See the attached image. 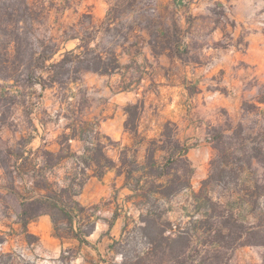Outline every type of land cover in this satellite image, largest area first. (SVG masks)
I'll use <instances>...</instances> for the list:
<instances>
[{
  "label": "rangeland",
  "instance_id": "374dc122",
  "mask_svg": "<svg viewBox=\"0 0 264 264\" xmlns=\"http://www.w3.org/2000/svg\"><path fill=\"white\" fill-rule=\"evenodd\" d=\"M18 2L0 0V7L9 13ZM26 4L31 14L25 19L0 24V264H135L154 254L146 220L188 230L206 216L216 224L228 214L247 228L243 243L227 252L229 264H264V0ZM11 31L21 38L19 46L11 43ZM73 37L98 51H115L120 69L110 75L82 72L74 83L51 85L39 70L40 54L58 48L44 65L59 61L79 44ZM128 106H135L134 117ZM80 122L91 124L81 133L83 141H67ZM95 131L117 165L120 153L136 161L122 168L133 166V177L149 174L142 166L152 153L159 165L174 159L168 178L176 175L190 187L169 198L133 199L112 169L104 174H114L103 182L106 196L94 205L78 202L87 210L76 213L72 228L63 220L56 231L49 217L61 247L38 246L28 234L31 221L22 220L23 205L33 193L62 187L83 171L77 160L57 157L81 156L96 143ZM212 162L226 165L223 179L200 192ZM142 186L143 192L149 188L145 181ZM102 222L101 235L115 238L102 255L74 244L78 224L88 232ZM193 234V250L211 240L202 231Z\"/></svg>",
  "mask_w": 264,
  "mask_h": 264
},
{
  "label": "trees",
  "instance_id": "16d2710c",
  "mask_svg": "<svg viewBox=\"0 0 264 264\" xmlns=\"http://www.w3.org/2000/svg\"><path fill=\"white\" fill-rule=\"evenodd\" d=\"M18 4L11 6L9 13L0 7V24H14L17 21L25 19V14L27 16L31 14L26 0H19ZM21 8H23V13L20 12ZM8 36L14 46L21 44V38L18 34L11 31ZM73 38L78 39L79 44L73 50L63 53L61 59L57 62L51 63L48 66L44 65L46 61L52 59L59 51L58 48L53 49L48 55L40 54L43 63L39 70L42 74H47L48 82L51 85L74 83L80 79L79 76L82 72L110 75L120 69L118 55L115 51L105 50L101 52L97 49L90 48L87 41L83 38ZM42 76L40 75V80H42L40 85L43 87ZM134 109L135 106L127 107L129 117L131 115L132 117L135 116ZM90 125L87 122H80V126H77V128H70V134L66 135L65 139L67 141H83L81 133L84 127ZM99 137L100 133L95 131L92 138L93 140H97L96 143H92L93 146L91 148H83L84 152L81 156H76V154L69 152L63 157H57L59 160L66 158L77 160L83 165V171L74 173L70 178H66L67 183L64 186L57 187L55 185L56 187L54 186V189L50 186V190L46 188L44 194L31 199L26 205H23L21 217L24 223L32 221L41 215H48L51 218L54 230H58L57 224L63 220H66L69 227L72 228V219L76 216V213L86 212L87 210L76 201V197L81 193L84 185L90 178L100 180L103 178L105 172L112 169L118 170L116 173L117 177L123 176V186L133 193L131 196L133 199L141 197L146 200L148 196L154 195L161 198H169L190 187L188 182L180 181V178L176 175L172 179L168 178L169 166L173 165L174 159H167L164 164L159 165L152 153H148L146 162L142 166V169H150L149 174H143L138 178L133 177L135 173L133 166L128 171H123L122 168L123 166L129 167L135 164L136 161L128 159L125 153H120V165H117L104 153L106 146L101 141H98ZM106 140L110 141L108 137H106ZM216 148H220V146L216 145ZM180 158L182 160L181 163L186 165L187 160L182 157ZM222 165L226 166L223 163L218 166H215V162L211 163L212 169L208 178L202 182L200 192L214 181L221 182L225 173V169H223L225 167H222ZM93 168H95V172L92 175H86L85 170H93ZM141 181H145V184L149 185V188L144 192L141 191L144 187H139ZM90 209H95V207L93 206ZM30 211L33 212V215H29ZM206 217L207 219L205 220L193 222L192 229L188 230L182 229L179 226L171 228L170 223L159 225L155 220H146L144 222L145 237L151 246L149 252L154 251V254L150 260L147 257L143 259L137 258L135 264H149L153 258H157L155 264H229L230 257L227 252H232L241 242L243 243L242 240L247 228L230 214L226 216L219 215L216 224L210 223L209 219L211 216ZM149 229L153 230L150 235L147 233ZM193 231H202L203 234L207 235V239L211 236V240L209 238L207 244H201L199 248L193 250L192 244L195 238ZM92 232L93 228H90L88 232H83L81 225L78 224L74 237L80 243L88 244L85 237L89 236ZM166 233H169V235H166ZM55 236L60 238L57 233Z\"/></svg>",
  "mask_w": 264,
  "mask_h": 264
},
{
  "label": "crops",
  "instance_id": "0c3cea01",
  "mask_svg": "<svg viewBox=\"0 0 264 264\" xmlns=\"http://www.w3.org/2000/svg\"><path fill=\"white\" fill-rule=\"evenodd\" d=\"M113 176V173L108 172L102 180L90 178L88 182L84 185L82 193L78 198V202L82 205L87 206L97 204L107 194V189L105 185H103V182H106L105 180L107 179V177L112 178ZM116 180L117 182H120V179L118 177L116 178ZM121 187L124 190L127 189L123 185ZM33 194L35 195V198L39 195H42V192L39 191ZM104 223L106 222H102L101 225H97L94 228L93 232L89 236L85 237L88 244H83L80 243L78 240L73 239L74 244L81 247L93 249L94 251L102 255V253L105 252V249L108 244L112 243L115 239L113 236L109 238L107 236L101 235L103 230L105 229ZM51 230L52 225L48 215H41L36 220H33L28 224V234L37 238L38 246L42 245L44 247H49L50 245H52L54 247L59 244V247H61V241L58 238L56 239L52 236ZM108 248L110 249V246Z\"/></svg>",
  "mask_w": 264,
  "mask_h": 264
}]
</instances>
